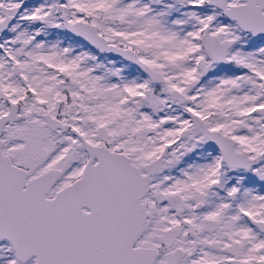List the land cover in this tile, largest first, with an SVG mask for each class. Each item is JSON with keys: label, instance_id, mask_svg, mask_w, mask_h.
Returning <instances> with one entry per match:
<instances>
[{"label": "snow or ice", "instance_id": "snow-or-ice-1", "mask_svg": "<svg viewBox=\"0 0 264 264\" xmlns=\"http://www.w3.org/2000/svg\"><path fill=\"white\" fill-rule=\"evenodd\" d=\"M0 264H264V0H0Z\"/></svg>", "mask_w": 264, "mask_h": 264}]
</instances>
